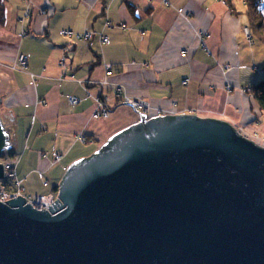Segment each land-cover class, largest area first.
<instances>
[{"label":"crops","instance_id":"obj_1","mask_svg":"<svg viewBox=\"0 0 264 264\" xmlns=\"http://www.w3.org/2000/svg\"><path fill=\"white\" fill-rule=\"evenodd\" d=\"M236 1L28 0L26 17L23 0H0V118L11 145L0 159L13 164L27 193H57L62 166L138 120L116 89L146 100L149 113L192 111L264 145L262 110L242 90L264 78V44L254 37L249 0ZM63 29L101 31L110 43L78 41ZM20 53L29 56L26 71L10 68ZM104 64L113 74L105 75ZM27 71L38 75L35 87ZM68 95L79 102L70 104ZM99 97L110 114L95 119Z\"/></svg>","mask_w":264,"mask_h":264},{"label":"water","instance_id":"obj_2","mask_svg":"<svg viewBox=\"0 0 264 264\" xmlns=\"http://www.w3.org/2000/svg\"><path fill=\"white\" fill-rule=\"evenodd\" d=\"M64 172L0 201V264H264V146L226 121L140 113Z\"/></svg>","mask_w":264,"mask_h":264},{"label":"built area","instance_id":"obj_3","mask_svg":"<svg viewBox=\"0 0 264 264\" xmlns=\"http://www.w3.org/2000/svg\"><path fill=\"white\" fill-rule=\"evenodd\" d=\"M25 2L26 8L24 11V15L26 17L29 16L30 14V6H29V2L28 0H23ZM224 2V0H223ZM42 14H46V10H41ZM105 25L106 26H110V21L109 19L106 17L105 20ZM244 32L246 33L247 37L251 40V33L248 27H244ZM25 34V32L23 33V35ZM60 34L63 36H72L75 40L78 41H83L86 42L91 38H96L97 41L100 44H109L110 43V39L106 34H103L101 31H97L96 33H91V32H83V33H75L71 30H66L63 29L60 31ZM28 60H29V56L25 53H20L17 55L16 59L14 60V62L10 65V68L12 70H23L26 71L27 70V65H28ZM61 64H63V61H61ZM105 67V75L109 76L111 74H113V68L110 65L104 64ZM229 65H225V68H228ZM251 70H256L255 66H248ZM27 73L29 74L30 77V84H32L34 87L36 86V80L38 75L33 73V72H29L27 71ZM80 83L82 84V81H80ZM183 83H186V81H184ZM102 84L107 85V81L104 79L102 81ZM119 88V87H116ZM228 89H230V87H227ZM244 92H250V87H244L242 89ZM116 95L117 98L119 99V101L123 104L128 103L131 105V107H133L138 113H144L147 115V117H153L156 115H173V113L169 112V111H164L161 109H157L154 113H149V104L146 100L142 99V98H132L127 96L121 89H116ZM67 101L70 104H76L77 102H79V98L73 95H68L67 96ZM99 107L97 110H95V112L92 114V117L97 119V118H106L109 116L110 114V109L107 108L106 106L103 105V101L101 99V97H99L97 99ZM139 113V114H140ZM184 113V112H183ZM185 113H193L192 111H187ZM239 131V130H238ZM79 139L83 142L86 141L85 137L83 135L79 136ZM53 155V159L54 161H58L60 159V154L56 151L52 152ZM1 160V159H0ZM3 165V170H4V174H3V178L0 180V201L5 203V200L11 199V198H17V195H21L25 198L26 203H30L33 207L35 208H39V207H44L46 208V210H49V204H51L55 199L57 198V193H49V194H45V195H31L29 193H27V191L25 190V187L23 185V180L17 177L16 174V170L13 166L12 163L6 161V160H2L0 161ZM63 170H66V166H62ZM39 178L42 180L43 185H47V180L43 179V175L40 173L39 174Z\"/></svg>","mask_w":264,"mask_h":264},{"label":"trees","instance_id":"obj_4","mask_svg":"<svg viewBox=\"0 0 264 264\" xmlns=\"http://www.w3.org/2000/svg\"><path fill=\"white\" fill-rule=\"evenodd\" d=\"M227 0H224L226 2ZM251 28L257 41L264 44V0H249ZM251 96L262 110L264 119V78L253 83L250 87Z\"/></svg>","mask_w":264,"mask_h":264},{"label":"rangeland","instance_id":"obj_5","mask_svg":"<svg viewBox=\"0 0 264 264\" xmlns=\"http://www.w3.org/2000/svg\"><path fill=\"white\" fill-rule=\"evenodd\" d=\"M240 4V7H241V2L238 0V1H236V5L238 6ZM239 8V7H238ZM262 119H263V116H262ZM262 145V144H261ZM262 146H264V145H262ZM0 161H2V159L0 160Z\"/></svg>","mask_w":264,"mask_h":264}]
</instances>
